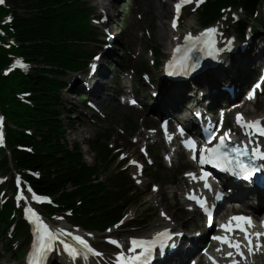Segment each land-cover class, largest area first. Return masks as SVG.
Here are the masks:
<instances>
[{"label": "trees", "instance_id": "trees-1", "mask_svg": "<svg viewBox=\"0 0 264 264\" xmlns=\"http://www.w3.org/2000/svg\"><path fill=\"white\" fill-rule=\"evenodd\" d=\"M70 1H13L16 6L15 27L17 30L11 35L20 40L21 53L42 65L35 77L21 78L22 88L27 87L32 90L38 103L36 110L25 109V114L36 119V122L24 121V124L36 128L41 138V141L37 142L28 141L33 142L39 152H48V155L40 153L37 156L18 153L16 158L24 167L42 170L44 176L39 182L40 189L47 193L60 194V201L71 208L77 207V200H79L81 204L78 209L86 213L92 208L95 209V213L103 216L101 208L104 201H107L106 194H110L108 187L117 189L119 184H123L124 179L120 178L121 176H112L107 179V182H101V168L107 169L109 166L106 157L100 158L101 153L94 147L99 156V163L95 167H88L83 162L77 146L71 151L62 142L58 133L61 125L55 118L58 113L53 110V102L58 98V92L63 86L58 77L64 76L66 70L74 69V62L79 61L70 52V42L86 38L84 30L87 25L86 13L80 3ZM229 1L239 0H219L218 4H209L204 14L213 15L219 5ZM246 3L247 7L253 10L256 0H246ZM6 13L7 10L0 9V17ZM6 63V55L3 50H0V67ZM10 80H0V97L3 101H8L7 94L10 90L6 84ZM22 139L18 137L16 140L21 142ZM51 166L56 167L55 172L50 170ZM68 187L72 190L65 191ZM88 222L91 225H98L99 216L89 219Z\"/></svg>", "mask_w": 264, "mask_h": 264}, {"label": "rangeland", "instance_id": "rangeland-1", "mask_svg": "<svg viewBox=\"0 0 264 264\" xmlns=\"http://www.w3.org/2000/svg\"><path fill=\"white\" fill-rule=\"evenodd\" d=\"M117 0L118 5L116 6L115 11H113L114 15H117L118 18L115 20L117 25L114 23V27L118 30V32L121 31L119 24L121 22H124V24H127V28L124 31V33L121 35V42H125V44L127 45L128 49L127 51L130 52L133 49H139L140 50V54H141V58L142 59H146L149 56V49L153 48L155 46H157V49L161 48L163 49V54L164 51L166 49V43L160 41L159 37H157V33L158 30L160 28H163L164 31L167 30L168 25H167V20L169 19V15L171 14V10L168 4L163 5L164 2H167L169 0H137V4H134L133 1L136 0ZM142 1L144 3L150 1L151 2V8L149 13H145V8L139 9L138 11L136 10V7L142 3ZM91 2L94 4V1L91 0ZM128 2L132 3L130 6H128ZM11 3V2H9ZM136 3V2H135ZM12 5V3H11ZM145 4H143L144 7ZM13 6V5H12ZM128 6L127 8V12L124 13L125 8ZM146 7V6H145ZM146 9H149L148 7H146ZM157 13V14H154ZM142 14L144 17L143 21H139L138 20V14ZM158 15V16H157ZM192 21V24H190L189 21ZM185 26H189V25H198L199 24V16L198 15H192V17L187 18L185 21ZM149 31H146V30ZM146 31V32H145ZM138 35L143 36L144 41L140 42L138 40ZM85 48H87L86 50L90 49L88 46L84 45ZM140 61V57L139 59L135 60V66H138ZM114 64V60H109L108 63H106L107 66H110L111 68H114L113 66ZM249 73H253L254 72V66L253 67H249ZM109 75V74H108ZM123 78V76L121 77V79ZM72 77L69 78V80H71ZM114 85L113 83H110L107 86V92L105 93V96L107 97L108 101L105 102L104 107L107 108V114L110 118V123H115V127L113 128V135H114V141L112 142H116L117 136H120L119 139H117V141H119L121 144H123L124 146H129V142L131 139H128V137L126 136H121L119 135V131H125V133L127 134V136H131L132 132L131 130L135 129L136 125L134 124L133 121H137L141 118H144L146 116H148L147 113H142L136 110H131V109H124L120 106H118L115 102L114 96L111 92V90L114 89ZM68 100L72 101L71 107H73L74 105H76L77 109H75V115L71 117L72 121V125H73V129L74 132L67 134L68 135V140L69 142H78L81 144V142H85L84 147L82 146V150L87 152L86 156H89V158H95V155L92 154L90 152V149H88V143L89 141L84 139V132H88L89 136H90V140H94L95 137H99L101 135V133L97 130L94 129L93 127L90 126L89 122L87 121V119H85V115L87 114L86 111L81 109V103L77 100H74L76 97L75 96H68L67 97ZM260 106H256L257 107V113H260L259 110L264 111V96L261 99V101L259 102ZM255 108V107H254ZM249 110L254 112L255 110L253 109L252 106L249 107ZM249 111V112H250ZM248 114V113H247ZM78 118V119H77ZM77 119V120H76ZM113 119V120H112ZM133 120V121H132ZM102 126L107 127V126H111L109 123H102ZM160 165V164H159ZM116 168L115 166L110 165L108 167V169L104 172L101 173V176L103 179H105L107 177V174H114L116 172ZM157 170V172L159 174H161V176L163 177L166 172L161 169L160 166H156L154 168V171ZM151 171V169H150ZM154 171H151V176H154ZM177 175V174H176ZM170 182H177V177H175L174 180L170 181ZM164 184V183H161ZM142 191H144V188H142ZM161 196L165 195V188L164 186H161V191H160ZM148 196H146V199L144 197V201H143V207L141 209L135 208L137 210V214L140 215L142 213V216L144 214H148L149 219L147 220V225L148 226H154L157 224V222L159 221L158 219V215L157 212H155L154 209H150L149 208V204H147L146 200H148ZM172 202H174V200H171ZM151 202V201H150ZM171 208V213H173L174 215H179V212L177 209H174L172 206H170V203H168V201H166L165 199L163 200V206H168ZM198 218V217H196ZM192 218L189 217V215H186L184 217H182L180 225L185 227H191L193 224H196L198 226L197 223L194 222V220H191ZM140 234L145 233L146 232V228H141L138 230ZM5 244H6V239H1L0 240V264H21L20 262L16 261L15 263L12 262V258H10L9 255H4L3 252L5 250Z\"/></svg>", "mask_w": 264, "mask_h": 264}, {"label": "snow or ice", "instance_id": "snow-or-ice-1", "mask_svg": "<svg viewBox=\"0 0 264 264\" xmlns=\"http://www.w3.org/2000/svg\"><path fill=\"white\" fill-rule=\"evenodd\" d=\"M3 0H0V3H2ZM187 2V0H181V3H177L175 8H176V14L177 17L180 14V9H181V4ZM106 18V17H105ZM173 27H176V22H173ZM216 29H208L206 33H201L200 36L198 37H193L191 33H188L185 36V40L189 42V44L184 48V55L182 59L179 61V68L184 70L185 72L189 68L194 67V63H190L193 60V57L190 55V53L194 50L196 43L197 42H203V43H208V41L204 40V37L208 33H213L215 32ZM176 51L179 53L181 52V48L177 47ZM211 54V53H210ZM195 63H198V61H195ZM259 87V85H257ZM132 103H135L133 100ZM237 121L238 123L241 124L242 127H245L246 129L253 128L256 125L259 124V121H245L242 114L237 115ZM261 134L264 135V128L259 129ZM183 132V129H181ZM231 132V130H229ZM4 140V132H3V118L0 117V143H3ZM186 145L189 147L195 149L196 148V142L194 140H186L185 141ZM232 153H235V155L238 157L240 155H248L247 152V145H245V151L241 153L239 148L233 147L231 149ZM204 152L207 153L205 156L200 157V163H212L217 160H225L227 161V152L228 148L225 143V138L222 136L220 137V142L217 144L214 148H204ZM253 153V158L254 159H264V151L258 150L257 148L252 149ZM193 158H196L195 155ZM235 159L233 160V163H235ZM132 163H136V161H132ZM217 166H220L219 163ZM239 167L241 169L240 174H244L245 172L248 175V178L250 179L251 176L259 169L255 167H249L246 163H244L243 160L239 161ZM231 170V169H228ZM233 174H236L234 172ZM189 175H193L189 173ZM193 178H195L193 176ZM205 187H210L209 185L205 184ZM155 190V188H154ZM33 199L36 200H41V199H47V198H41L39 196L33 195ZM219 199V195L216 197ZM192 199L197 200V202L200 204V207L203 209L204 213L211 218L212 217V209L210 206H208L207 202L205 199H200L196 196H192ZM29 212L32 213V216L29 217L30 219H33V223L37 225L36 227V236H37V250L35 255L38 256V259L34 260V264H41V262H46L47 259V254L51 252L54 249V244L53 241L59 239V237L56 235V230H52L49 228V225L44 223L42 218L39 217L38 214L35 213V211L31 208L28 209ZM162 215H166L165 213H162ZM233 221H237L235 225H233ZM122 222V221H121ZM251 218L249 217H238L234 216L229 219V221L225 224L220 225L221 228L225 229L226 233H231L234 231V229H239L240 231L244 232L245 237L247 239V248L249 252H253L257 250L260 247H264V243L257 244L254 242V237L259 238L261 236H264V233H255L251 234L248 233L247 228L245 227V224H251ZM63 231V230H59ZM66 235H71V233H66ZM170 233L168 232L167 229H165L163 232H158L156 233V238L153 240H137L133 239L131 241L133 248L132 250L135 251L137 247L143 248V251L138 253L136 256L131 257V258H125L124 253H120V264H128V259L133 260L134 262H142V264H147L148 259L151 257L152 252H153V247L157 243H161L162 245V238L169 236ZM74 239L81 245L83 246L85 250V254L88 252L95 253L96 250L91 247L89 242L84 239L82 236H75ZM214 239L218 240L221 242L222 245H227L228 248L234 249L235 253L242 257L245 258V252L243 251V245L242 242L236 239L231 238L229 235H223V236H216ZM112 243H117V241L113 240ZM65 250L69 252V254L73 257L80 255V252L72 245L65 244L64 245ZM220 250V249H218ZM228 257H233L234 253L232 251H229L226 253ZM231 264H240V262L236 259H233L231 261Z\"/></svg>", "mask_w": 264, "mask_h": 264}, {"label": "bare ground", "instance_id": "bare-ground-1", "mask_svg": "<svg viewBox=\"0 0 264 264\" xmlns=\"http://www.w3.org/2000/svg\"><path fill=\"white\" fill-rule=\"evenodd\" d=\"M110 1H113V0H110ZM145 6L149 7V10L147 11V13H149L150 8H151V2H150V1L146 2V5H145ZM254 9H255V7H254ZM255 10H256V9H255ZM110 13H111V9H110ZM154 14H157V13L154 12ZM157 16H158V15H157ZM169 31H170V30H165V31H164L163 28H160V29L158 30L157 37H159L160 41L167 43V42L169 41V39L172 38V37L168 34ZM106 74H107V72H106ZM106 77H107V76H106ZM102 87H103V86H102ZM213 90H216V87H213V88L210 89V92H209L210 95H213V94H214V93H213ZM103 95H104V93H102V92L99 90V91H97V93H96L95 95H92V96L97 97V98H101ZM166 108H167V105H166V106H165V105H159V106H157V107L155 108V111H157V112H159V113H165V114H167V113H176V114H179V115H184V113H186L185 110L180 109V108H178V107L176 108V110H174V108H171L170 110H169V109H166ZM186 117L189 118V115L187 114ZM176 160H177V159H174V162H175ZM249 198H250V197H249ZM251 202H252L253 205H258L257 203H254V201H248V202H246V203L249 204V203H251ZM253 210H256V206L253 207ZM263 213H264V212H263ZM167 226H168V224H163V227H167ZM202 241H203V240H199V242H202ZM190 253H192V252H190Z\"/></svg>", "mask_w": 264, "mask_h": 264}]
</instances>
